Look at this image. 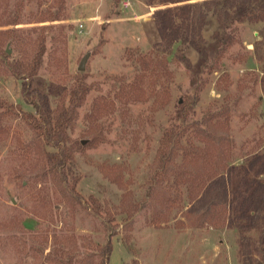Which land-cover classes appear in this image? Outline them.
I'll list each match as a JSON object with an SVG mask.
<instances>
[{
    "label": "rangeland",
    "instance_id": "rangeland-1",
    "mask_svg": "<svg viewBox=\"0 0 264 264\" xmlns=\"http://www.w3.org/2000/svg\"><path fill=\"white\" fill-rule=\"evenodd\" d=\"M50 1L26 2L25 24L16 28L29 30L45 25L26 23L33 22L36 11L44 9ZM123 1L129 7L123 8ZM14 2H5L11 13ZM156 5L159 4L149 5L146 0H68L67 18L62 22L66 66L55 69L48 62L47 52L29 90L44 96L53 110L79 73L81 59L89 55L85 70L80 72L84 73L89 91L77 109L68 137L82 146L75 154L81 175L77 191L84 198L94 196L116 219L112 223L117 229L111 239L109 264H256L255 251L251 252L250 262H244L242 246L244 239L253 246L257 244L260 219H248L249 209L237 204L234 198L235 190L248 184L246 180H255L260 167L254 158L264 157V22L239 24V43L224 55L219 69L209 72L205 66L197 68L203 56L187 41L172 45L160 41L152 20ZM178 5L182 3L170 7ZM219 27L215 13L206 11L201 31L204 46L213 43ZM46 48L50 51L48 42ZM148 53L165 64L168 73L165 96L134 103L117 101L114 95L120 84L131 81L139 71L135 59ZM193 71L198 72L200 79L194 89L190 86ZM22 87L23 81L0 75V100L34 114L33 107L23 98ZM185 95L195 98L197 119L207 109H228L227 119L219 117L224 126L216 133L228 135L231 150L219 156L212 149L206 154L210 164L206 159L198 165L201 169L216 168L218 178L226 183L230 203L224 223L218 227L193 225L199 201L192 198L191 150L203 145L191 128L180 139L173 160L175 171L150 193L160 137L173 121L175 108L182 104ZM99 96L114 100V108L92 124L87 116L93 100ZM9 123L13 130L0 142V220L14 214L15 209L23 211L26 206L25 191L19 187L18 180L10 179V173L20 162L16 137L20 135L27 141L31 132L20 119ZM147 193L151 194L149 198ZM191 206L195 208L192 212ZM134 207L136 211L132 210ZM58 208L63 210L62 205ZM128 209L132 210L131 220L127 219ZM64 222L65 226L59 222L47 227L46 223L27 215L23 221L24 236L38 241L48 238L42 243L45 253L53 236H73L78 245L85 240L105 244L107 233L92 215L81 211L69 215ZM2 228L0 225L3 236ZM0 264H17L15 255L0 252ZM25 264L38 263L28 256Z\"/></svg>",
    "mask_w": 264,
    "mask_h": 264
},
{
    "label": "trees",
    "instance_id": "trees-1",
    "mask_svg": "<svg viewBox=\"0 0 264 264\" xmlns=\"http://www.w3.org/2000/svg\"><path fill=\"white\" fill-rule=\"evenodd\" d=\"M28 1L30 0H15L11 13L5 6L6 0H0V28L13 27L0 30V75L23 81V98L34 109V114H27L18 106H11L0 100V142L11 134L13 126L9 122L13 120L20 119L31 132L27 141H23L20 135L16 137L20 162L10 173V179L18 180L19 187L25 191L26 206L23 211L15 209L14 214L0 220L4 231L3 236L0 235V252L15 255L17 264H25L28 256H32L38 264H109L112 254L111 239L116 235L117 229V225L112 223L116 219L107 206L102 205L94 196L84 198L77 191L81 175L77 171L75 154L82 146L70 141L68 137V130L77 117V109L82 106L89 91L83 78L84 73L79 72L74 77L67 92L53 110L49 109L44 96L29 90L47 52L48 62L55 69L66 66V38L62 22L67 18L68 0H51L44 9L36 11L33 22L26 23L45 25L29 30L16 28L25 24L24 8ZM195 1L146 0L149 5L155 2L159 4L152 13V20L160 41L167 45L180 40L187 41L203 56L197 68L205 66L212 72L219 69L228 50L239 43V24L264 22V0ZM181 3L182 5L170 7ZM208 10L215 13L220 27L213 37V43L204 46L201 31ZM47 42L50 51H47ZM135 60L139 67L138 73L131 81L120 84L114 98L119 102L134 103L164 97L168 76L165 64L152 53L138 56ZM198 78V72L193 71L190 75L192 89L199 83ZM195 101L193 96L183 97L182 104L175 108L173 121L160 137L154 160L155 171L149 185L150 193L156 184H160L161 180L175 171L173 160L180 139L191 128L203 145V148L194 147L191 150L192 198L199 201L196 209L191 206V212L195 209L197 214L193 225L199 227L210 224L218 227L224 223L230 203L226 183L224 179L218 178L216 168L201 169L198 165L206 159L209 162L206 154L212 149L218 151L219 156L231 150L228 135L225 132L222 135L216 133L224 126L219 117L227 119L228 109H207L197 119ZM113 108L114 100L102 96L95 98L90 115L87 116L88 121L95 124L99 118L112 112ZM254 163L260 167L255 173V180H246L248 184L244 189L235 190L234 199L237 204L249 209L246 210L248 219L258 218L261 225L256 245L253 246L248 239H244L243 260L245 263L250 262L251 252L255 251L256 264H264V178L258 179L264 175V157H255ZM150 193H147V198ZM60 205L63 210H59ZM132 210L136 211L135 207ZM132 210H127V219L132 218ZM81 211L101 222L104 232L107 233L104 245L90 240L78 245L73 236H53L50 238L52 241L49 251L45 253L46 248L42 247V243H46L48 238L38 241L32 236H24L26 229L23 221L27 215L46 223L47 227L59 222L65 226L64 221L69 215L75 216Z\"/></svg>",
    "mask_w": 264,
    "mask_h": 264
},
{
    "label": "water",
    "instance_id": "water-1",
    "mask_svg": "<svg viewBox=\"0 0 264 264\" xmlns=\"http://www.w3.org/2000/svg\"><path fill=\"white\" fill-rule=\"evenodd\" d=\"M7 52L10 53L9 50ZM88 57H89V55L87 54L81 59V61L79 63V66H78V71L79 72H83L85 70V64H86V61H87Z\"/></svg>",
    "mask_w": 264,
    "mask_h": 264
},
{
    "label": "built area",
    "instance_id": "built-area-1",
    "mask_svg": "<svg viewBox=\"0 0 264 264\" xmlns=\"http://www.w3.org/2000/svg\"><path fill=\"white\" fill-rule=\"evenodd\" d=\"M122 7H123V8H127V7H129V3H128L127 1H123V2H122Z\"/></svg>",
    "mask_w": 264,
    "mask_h": 264
}]
</instances>
